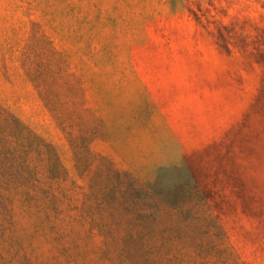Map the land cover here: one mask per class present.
<instances>
[{"label":"rangeland","instance_id":"obj_1","mask_svg":"<svg viewBox=\"0 0 264 264\" xmlns=\"http://www.w3.org/2000/svg\"><path fill=\"white\" fill-rule=\"evenodd\" d=\"M0 264H264V0H0Z\"/></svg>","mask_w":264,"mask_h":264}]
</instances>
